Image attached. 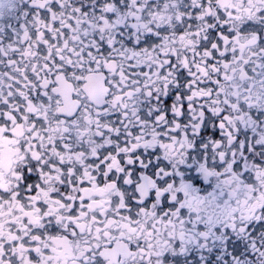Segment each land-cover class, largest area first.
<instances>
[{"label":"clouds","instance_id":"9594fccd","mask_svg":"<svg viewBox=\"0 0 264 264\" xmlns=\"http://www.w3.org/2000/svg\"><path fill=\"white\" fill-rule=\"evenodd\" d=\"M0 264H264V0H0Z\"/></svg>","mask_w":264,"mask_h":264}]
</instances>
